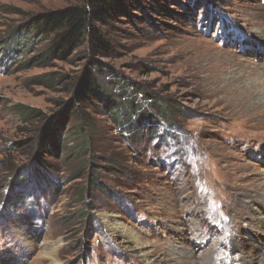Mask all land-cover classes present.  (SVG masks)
<instances>
[{
    "label": "rangeland",
    "instance_id": "rangeland-1",
    "mask_svg": "<svg viewBox=\"0 0 264 264\" xmlns=\"http://www.w3.org/2000/svg\"><path fill=\"white\" fill-rule=\"evenodd\" d=\"M83 1L0 0V55L15 58L0 68V264H51L47 248L59 264H145L104 221L148 242L150 264L177 247L199 264H264V109L225 86L264 67V0H126L94 26L106 55L86 41L53 59L32 31L14 36ZM87 72L117 116L77 103Z\"/></svg>",
    "mask_w": 264,
    "mask_h": 264
},
{
    "label": "trees",
    "instance_id": "trees-1",
    "mask_svg": "<svg viewBox=\"0 0 264 264\" xmlns=\"http://www.w3.org/2000/svg\"><path fill=\"white\" fill-rule=\"evenodd\" d=\"M125 1L126 0H84L81 4L70 5L63 9L32 17L22 27L21 32L19 31L14 36H16V38H19L20 36L28 34L32 31V39L41 38L48 42L50 55L49 58L53 59L63 60L68 58L73 51L79 48L86 41L88 42L92 50L106 55L110 52L109 44L105 42L102 36L97 35L94 26L99 25L104 29L110 27L111 24L116 20V15L121 11ZM217 17H219V15H217ZM6 56L10 59L8 58V60ZM14 62L15 58L12 57V55H10L9 53H4V56L0 55V68H2V65L8 68L11 63ZM95 63L99 64L98 62ZM106 80L108 81V79ZM104 92H106L105 87L100 86L96 82V79H94L93 76L89 72H87L80 84V88L76 97L77 103L90 104L94 103V101L96 100L98 103H101V106L103 108V104H105V110L109 115L115 116L116 114L117 116L118 112L120 113L121 110L117 111L115 108L116 106L114 107L113 103L110 100L103 98ZM161 108L162 107H157L156 110H159V113L163 116L165 115V119L167 121H170L168 111H160ZM71 114L72 111L70 107L65 113L62 114L61 121L65 120L66 118L70 120ZM125 120H128V118L126 117L121 122L124 123ZM114 122H116V120H114ZM78 128L80 136L83 137V139H81V142L84 143L86 142V137L89 136V126L87 122L84 121L80 123ZM58 141H60V138L58 139ZM50 143L46 145V150L50 151L51 154L55 149L54 147L52 149ZM80 149L84 150V154H86L88 151V149L84 147H81ZM38 156L37 159L39 158ZM37 159L34 162V166L32 169L33 172L31 171V177L36 179L39 185H42L41 182L44 183L46 180L44 179L45 177L42 171H40V162H38ZM31 177H28V175H26L25 179L21 181L22 183L19 184L20 191H25L24 182H26L25 180ZM11 202H18L17 198L13 197V199H11ZM88 222L89 220L87 221V223Z\"/></svg>",
    "mask_w": 264,
    "mask_h": 264
},
{
    "label": "bare ground",
    "instance_id": "bare-ground-1",
    "mask_svg": "<svg viewBox=\"0 0 264 264\" xmlns=\"http://www.w3.org/2000/svg\"><path fill=\"white\" fill-rule=\"evenodd\" d=\"M239 73L243 76L240 75L235 79L230 77L227 84H225L226 88H229V90H227L228 96L234 98V100H238L237 104L245 107L249 113L255 114L261 107L264 109V103H262L264 100V67L255 66L250 68L249 71H245L243 74L242 72ZM246 80L252 82V86H248L249 84H246ZM104 222L109 232L119 237V243L123 244V246L125 245V248L132 250L137 257L141 258L142 262L150 264L148 261V249L150 248L148 242L136 236L133 231H130L117 221ZM233 247H236V245ZM47 249L48 251L44 252L43 256L49 258L51 264H59L51 255L52 248ZM167 256L173 264H199L197 260H193V254L190 251L183 250L180 247H177L175 250L171 249L169 254L167 253ZM242 262H244V264H249V261L242 260Z\"/></svg>",
    "mask_w": 264,
    "mask_h": 264
}]
</instances>
